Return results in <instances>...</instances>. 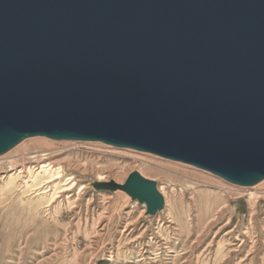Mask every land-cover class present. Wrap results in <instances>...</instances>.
Returning <instances> with one entry per match:
<instances>
[{
	"label": "water",
	"instance_id": "95a60500",
	"mask_svg": "<svg viewBox=\"0 0 264 264\" xmlns=\"http://www.w3.org/2000/svg\"><path fill=\"white\" fill-rule=\"evenodd\" d=\"M36 136L264 181V0H0V155ZM97 187L164 208L138 171Z\"/></svg>",
	"mask_w": 264,
	"mask_h": 264
},
{
	"label": "rangeland",
	"instance_id": "374dc122",
	"mask_svg": "<svg viewBox=\"0 0 264 264\" xmlns=\"http://www.w3.org/2000/svg\"><path fill=\"white\" fill-rule=\"evenodd\" d=\"M35 142L65 171L49 192L35 184L43 172L26 186L7 166ZM134 171L164 197L154 215L123 190L97 187ZM65 178L72 190H62ZM263 197L264 181L240 186L152 153L30 137L0 155V264H264Z\"/></svg>",
	"mask_w": 264,
	"mask_h": 264
},
{
	"label": "bare ground",
	"instance_id": "6f19581e",
	"mask_svg": "<svg viewBox=\"0 0 264 264\" xmlns=\"http://www.w3.org/2000/svg\"><path fill=\"white\" fill-rule=\"evenodd\" d=\"M45 144L47 143L46 142H35L32 145H23L20 148H18L14 156L15 157L18 156L19 158H12L9 162H7V166L10 170H16L15 176L14 177L10 176L12 177L11 178L12 181L19 179L26 186H28L29 179H32L35 182H37L38 175H40V173L43 172L45 174V178L42 181L35 183L36 185H39L38 189L41 190V189L48 188V190L46 191L49 192L50 190H54V188H56L57 184L62 181L61 178L63 177V173L65 171L63 172L62 167L60 166L56 167L55 165H52V162H51L52 160H50L52 158L51 153H47L46 150L43 148H39L38 150H35L37 145H45ZM164 171H166V169L161 171V175L164 178L171 177V175L167 174ZM64 182H63L64 184L62 183L64 185L63 186L64 189L62 190L66 191L72 188L71 185L73 183V178H68ZM46 191L44 192L46 193ZM47 194L49 195V193Z\"/></svg>",
	"mask_w": 264,
	"mask_h": 264
}]
</instances>
